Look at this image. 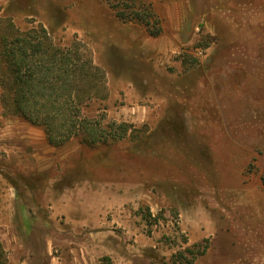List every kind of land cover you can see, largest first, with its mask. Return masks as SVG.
I'll return each mask as SVG.
<instances>
[{"label": "rangeland", "instance_id": "1", "mask_svg": "<svg viewBox=\"0 0 264 264\" xmlns=\"http://www.w3.org/2000/svg\"><path fill=\"white\" fill-rule=\"evenodd\" d=\"M143 6L160 35L117 15ZM40 27L129 131L53 145L0 86V264H264V0H0V52Z\"/></svg>", "mask_w": 264, "mask_h": 264}, {"label": "trees", "instance_id": "2", "mask_svg": "<svg viewBox=\"0 0 264 264\" xmlns=\"http://www.w3.org/2000/svg\"><path fill=\"white\" fill-rule=\"evenodd\" d=\"M117 15L144 24L152 36L162 32L148 7L133 10L130 15L118 10ZM0 56L4 61L0 74L2 103L11 104L15 114L42 126L51 144L61 145L75 136L89 143L126 137L128 124L104 125L103 119L84 115L79 95L89 78L90 61L82 57L77 44L60 46L52 41L46 28H33L7 35L1 42ZM205 251L186 249L193 255Z\"/></svg>", "mask_w": 264, "mask_h": 264}, {"label": "crops", "instance_id": "3", "mask_svg": "<svg viewBox=\"0 0 264 264\" xmlns=\"http://www.w3.org/2000/svg\"><path fill=\"white\" fill-rule=\"evenodd\" d=\"M1 209H3L2 206H0V214L2 213ZM2 222H3V218L0 216V226L3 225ZM81 251H82V254L80 252L74 253V255H76V259H78V258L83 259L86 257L85 250H81ZM49 254H50L49 244L48 245L46 244V256L48 257ZM51 254H52V252H51ZM77 256H79V257H77ZM8 258H9V264H29L30 259H32L29 254H25L24 252L22 254H19L16 256H15V254L9 253Z\"/></svg>", "mask_w": 264, "mask_h": 264}]
</instances>
